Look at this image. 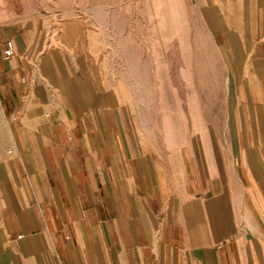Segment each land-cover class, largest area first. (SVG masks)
Segmentation results:
<instances>
[{"label":"crops","instance_id":"0c3cea01","mask_svg":"<svg viewBox=\"0 0 264 264\" xmlns=\"http://www.w3.org/2000/svg\"><path fill=\"white\" fill-rule=\"evenodd\" d=\"M66 1L0 0V264H264V0H191L226 110L191 172L147 148L91 0Z\"/></svg>","mask_w":264,"mask_h":264},{"label":"rangeland","instance_id":"374dc122","mask_svg":"<svg viewBox=\"0 0 264 264\" xmlns=\"http://www.w3.org/2000/svg\"><path fill=\"white\" fill-rule=\"evenodd\" d=\"M82 0L74 7L81 8ZM78 13L102 36L108 80L120 88L139 134L156 154L224 148L211 140L225 132L219 67L202 14L191 0H91ZM93 5V6H92ZM71 5L58 0L57 9ZM63 16L68 12H61ZM232 177V174H228Z\"/></svg>","mask_w":264,"mask_h":264},{"label":"built area","instance_id":"2783aa9c","mask_svg":"<svg viewBox=\"0 0 264 264\" xmlns=\"http://www.w3.org/2000/svg\"><path fill=\"white\" fill-rule=\"evenodd\" d=\"M13 54H14V51H13L12 43L7 42L3 48V56L5 59H9L13 56Z\"/></svg>","mask_w":264,"mask_h":264}]
</instances>
